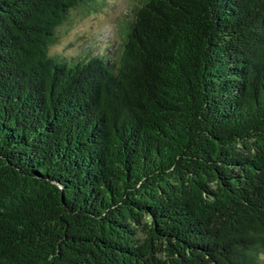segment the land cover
<instances>
[{
	"label": "trees",
	"instance_id": "obj_1",
	"mask_svg": "<svg viewBox=\"0 0 264 264\" xmlns=\"http://www.w3.org/2000/svg\"><path fill=\"white\" fill-rule=\"evenodd\" d=\"M0 0V264H260L264 0Z\"/></svg>",
	"mask_w": 264,
	"mask_h": 264
},
{
	"label": "rangeland",
	"instance_id": "obj_2",
	"mask_svg": "<svg viewBox=\"0 0 264 264\" xmlns=\"http://www.w3.org/2000/svg\"><path fill=\"white\" fill-rule=\"evenodd\" d=\"M132 0H103L98 12L76 13L73 22L59 31V40L50 51L66 56H77L91 50L97 52L104 44L111 46L119 41V24L129 15ZM264 264V254L260 256Z\"/></svg>",
	"mask_w": 264,
	"mask_h": 264
}]
</instances>
